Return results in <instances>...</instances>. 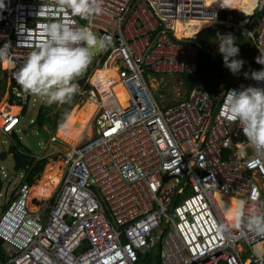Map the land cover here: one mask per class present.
<instances>
[{"label":"built area","instance_id":"1","mask_svg":"<svg viewBox=\"0 0 264 264\" xmlns=\"http://www.w3.org/2000/svg\"><path fill=\"white\" fill-rule=\"evenodd\" d=\"M4 2L0 45L11 43L15 68L43 39L42 26L59 17L52 0ZM255 3L240 13L206 0H103L102 13L91 20L69 17L73 26L96 29L104 51L101 67L86 80L85 98L95 106L89 133L56 148L62 169L48 199L34 203L31 185L21 182L0 209V264H145L150 253H159L160 264H264L253 251L264 248V236L231 227L216 199H243L246 212L264 204V152L241 149L246 138L239 123L220 115L230 89L264 88V81L226 85L218 99L198 82L167 109L157 105L147 81L195 75L197 33L177 37L176 19L206 21L207 28L223 27V35L241 32L264 59V0ZM257 64L254 70L264 68ZM7 89L20 110L39 102L17 83ZM3 110L0 134L14 142L20 112ZM218 223L229 224L220 236Z\"/></svg>","mask_w":264,"mask_h":264},{"label":"clouds","instance_id":"2","mask_svg":"<svg viewBox=\"0 0 264 264\" xmlns=\"http://www.w3.org/2000/svg\"><path fill=\"white\" fill-rule=\"evenodd\" d=\"M102 3L103 0H52L50 6L55 9L53 15L59 18L52 19L42 26L43 39L28 53L22 66L13 73L15 81L23 93L41 98L48 105L53 103L64 104L72 100L73 96L79 92V85L75 81L88 67L92 59V49L97 45V37L87 25L73 26L76 22L69 17L91 20L102 13ZM255 6L257 5L254 0L253 7ZM4 8L5 2L0 0V11H3ZM218 36L220 39L217 43V50L222 57L224 66L232 74L238 73L244 61L237 58L239 47L235 43V38L231 34ZM11 47L9 41L0 45V65L8 67L14 65V60L8 51ZM100 53L101 51H99L94 65L88 67L91 69L87 70V75L83 76V78L85 77L83 94L87 77L95 68L102 65L103 58H101ZM256 62L264 65V59L257 57ZM248 75L246 72L245 76ZM250 76L255 81H264V68L252 71ZM33 106L35 104L28 107ZM28 107L20 110V116L21 112ZM220 115L228 121L239 123L246 138L240 144L241 149L251 147L257 152H264V88L248 86L239 90L230 89L224 94ZM31 124L32 126L36 125L34 121H31ZM69 129H71V133H69ZM56 132L61 136L70 135L76 138L82 135V129L73 124V117L70 112L63 114V118L57 124ZM12 138L14 142L9 141V146L16 147L15 142L20 139L17 132ZM56 141L64 142H61L59 138ZM29 151L32 152L30 149ZM1 169L4 171L2 166H0ZM13 173L24 178L22 171H13ZM22 182H26L25 179ZM258 197L259 192L254 191L250 199L255 202ZM220 207L225 220L229 222L231 227H241L242 225L248 232H253L257 236H264V204H254L252 209L246 212V201L236 199L227 207L221 201ZM229 224H214L213 227L217 236H220ZM253 251L258 259L264 260V248H256Z\"/></svg>","mask_w":264,"mask_h":264},{"label":"rangeland","instance_id":"3","mask_svg":"<svg viewBox=\"0 0 264 264\" xmlns=\"http://www.w3.org/2000/svg\"><path fill=\"white\" fill-rule=\"evenodd\" d=\"M228 2V0H226ZM221 4V0H219ZM203 27V26H201ZM200 27V28H201ZM207 27H203L202 29H205ZM93 33H98L96 29H92ZM199 33V32H198ZM230 34L235 38V43L238 42L241 49H243L242 54H238L239 58L244 61V64L241 68V70L236 73L232 74L228 69L222 71V72H216V75L213 79H211L212 85H215L218 83V87L213 91L214 96L219 98V95L223 88L227 85V83L230 84H242L243 82L249 80V79H243V72H248V78H250V73L253 71L251 70L253 67L257 68L258 64L256 62V54L255 50L253 48V45L251 44L250 40L247 39V37L241 33V32H230ZM219 42V40H218ZM217 42V43H218ZM213 43L210 48V52L213 55H217L218 53V44ZM104 51H102L100 54L102 55ZM237 56V57H238ZM99 61L97 62V64ZM256 63V66H254ZM96 64V66H97ZM14 68H8L7 67H1L0 68V87L3 86V88L0 90V109L3 108L6 112H9L8 106L10 103L16 102L20 105L19 101H12L11 97L9 96V93L7 92L8 85L10 83L9 75L11 71ZM91 68H86L84 72L77 78L75 81L79 85V92L75 94L70 102L64 103V104H58L53 103L51 105H48L45 101H43L41 98H38L39 102L35 104L33 107H28L25 111L21 112L20 116V124L17 127V129H20L17 131V136L20 137L18 142L23 146V148L29 149V141H28V132L35 134L36 132L32 130V124L31 121L38 120L40 116L38 117V111L40 110L45 113L44 115V124L42 126L41 132L43 133L45 137V141L40 140V150L38 152H28L33 159H40V158H47V164H54L57 165L58 170L60 171L61 175V159H60V153L57 152V147L50 144V138L52 136H56L59 138V140L63 143H66L69 145V143H76L77 139L73 136L68 135H58L56 132L57 124L58 122L63 118V114L66 112H70L73 117V124L77 125V122L79 119H84L82 133L83 137L82 140L85 139L86 136H88L89 129L87 127L88 121L90 119V110L94 106L92 103L87 101V99L84 97L83 94V88L84 85L79 84V82L83 79V76L87 73V70H90ZM94 69V67H92ZM3 71L6 72V77H4ZM245 73V72H244ZM182 75H150L147 79L148 86L150 89V92L157 103V105L161 108H165L167 106L174 105L178 101L182 100L186 94V87L184 86ZM41 106H45V108L42 110ZM95 109V107H93ZM20 109L18 112L19 113ZM10 113V112H9ZM15 113V114H16ZM14 114V113H12ZM71 129H69L70 132ZM64 144V145H66ZM9 146V140L0 134V152L7 150ZM17 147V146H16ZM17 150L20 152V150L17 147ZM24 153V152H22ZM13 158L12 155H7V157L0 161V166L4 168V171L7 175V177H3L0 175V209L2 207H5L7 204V201L12 199L15 196L17 186L24 180V178L20 177L18 174L13 173ZM46 164V165H47ZM45 165V166H46ZM43 168V171L40 174V177L35 181V183L31 186L35 187L37 183L42 179L45 167ZM22 178V179H21ZM57 186V185H56ZM55 189V188H54ZM31 190V189H30ZM54 191V190H53ZM31 194V191H30ZM33 198V202H36V198ZM46 199V198H45ZM48 199V197H47ZM33 208V207H31ZM150 261L145 264H154L157 257L154 256L153 253H150Z\"/></svg>","mask_w":264,"mask_h":264},{"label":"trees","instance_id":"4","mask_svg":"<svg viewBox=\"0 0 264 264\" xmlns=\"http://www.w3.org/2000/svg\"><path fill=\"white\" fill-rule=\"evenodd\" d=\"M253 2L254 0H242L241 4L238 6H233L231 4H229L226 0H221V10L223 11H236V12H240V13H245V12H250V10L253 7ZM223 15V14H222ZM208 25H204L203 27H207ZM201 27L199 29V31L203 28ZM198 31V32H199ZM197 32V33H198ZM224 34V29L223 27H208L205 29H202L197 35H196V39H195V46L197 48V64H196V72L195 75L191 76V75H187V74H182V80L184 83V86L186 87V94L184 96V98L180 101H178L177 103H180L182 101H184L189 92L191 91V89L195 86L196 83L201 82L204 83L206 90L208 93H210L211 95L213 94V91L218 87V83L215 85H212L211 83V79H213L216 75V72H222L224 70H226L227 68L224 66L222 57L220 54L217 55H213L210 52V48L211 45L213 43H217L218 40L220 39L218 35H223ZM238 42H236L237 44ZM239 47V54L243 53V49H241V47L239 46V44H237ZM239 58V56L237 57ZM3 66V65H2ZM22 65H17L10 73L9 75V79L10 82L12 84L16 83L15 78H14V71L19 68ZM256 66V63L255 65ZM6 66H4L5 68ZM12 67V66H11ZM10 67V68H11ZM255 67H253L251 70H254ZM246 73V71H244ZM243 74V79H249L248 76H245V73ZM248 73V72H247ZM4 77H6V72L3 71ZM87 75V74H86ZM79 84L81 85H85V77L79 82ZM230 83H227V85H229ZM87 85V84H86ZM3 88V86L0 87V90ZM175 103V104H177ZM10 110L13 113H16L19 111L20 109V105L16 102L10 103L9 106ZM169 106L165 107L164 109H167ZM42 110L45 108V106H41ZM41 110V109H40ZM40 110L38 111V117L40 116V118L38 120H35L34 123L37 124L39 126V130H42V126L45 123L44 120V115H46L45 113H43L41 111V115H40ZM15 145L22 150V152H20L19 150H15L12 158H13V170L15 172H19L22 171L24 173V179L25 181L30 184L33 185L35 183V181L40 177L41 172L43 171L44 166L47 164V158H40V159H33V157H31L29 155L28 152L29 149L27 148H23L22 145L18 142H15ZM70 146H72V144H69ZM1 176L5 177L3 174H0ZM1 180V178H0ZM1 183V182H0ZM1 247V244H0ZM157 257V259L155 260L157 262V264H159V260H160V255L159 253L155 256ZM144 258V262L146 263V261H150V254H146L143 255Z\"/></svg>","mask_w":264,"mask_h":264},{"label":"bare ground","instance_id":"5","mask_svg":"<svg viewBox=\"0 0 264 264\" xmlns=\"http://www.w3.org/2000/svg\"><path fill=\"white\" fill-rule=\"evenodd\" d=\"M219 1V0H218ZM230 3H237L238 0H228ZM206 4L208 6H214L217 9H220L218 6V3L216 0H206ZM238 4V3H237ZM204 25H209V23H207L206 21L200 20V19H176L175 23H174V34L181 38V37H191L192 35H194L195 33H197L200 29L201 26ZM116 91L118 93V95H120V101H124L125 97L123 96L122 91L120 90L119 87L116 88ZM95 107V106H93ZM91 108L89 115L91 116L94 108ZM13 113V112H12ZM84 120V119H83ZM82 119H79V121L77 122V127L82 128L83 124L85 122H83ZM71 133V130L70 132ZM70 136V135H68ZM81 137V136H80ZM79 137V138H80ZM79 138L77 139V141L79 140ZM76 141V142H77ZM75 145L76 143H69ZM46 168L44 169V175L42 177V179L37 183V185L33 188H31V194H30V198L31 197H35L36 199H45L47 197H49L51 195V193L53 192L54 188L56 187V185L59 183L60 180V171L58 170V166L54 165V164H47L45 166ZM217 201H219V207H220V203L221 201L223 202L224 206L227 207L230 203H234V199L230 198V197H218L216 196ZM220 210L222 211L221 207ZM223 213V211H222Z\"/></svg>","mask_w":264,"mask_h":264},{"label":"water","instance_id":"6","mask_svg":"<svg viewBox=\"0 0 264 264\" xmlns=\"http://www.w3.org/2000/svg\"><path fill=\"white\" fill-rule=\"evenodd\" d=\"M96 37H97V35H96ZM100 45H101V42L97 37V45L92 49V59L88 65V67H91L94 65V63L97 59V55L101 49ZM34 128L36 129L35 130L37 132L36 134H32V133L28 132L29 149L32 152H38L40 150L39 140L41 139V140L45 141V137H44L43 133L39 130V126L37 124L34 125ZM51 143H52V145H54L55 147L60 148V149H67L68 148V146L64 145L63 143L57 142V141H52ZM15 150H16V147L13 145H10L7 150L0 152V160H4L7 155H12V153H14ZM221 264H225V263H221Z\"/></svg>","mask_w":264,"mask_h":264},{"label":"crops","instance_id":"7","mask_svg":"<svg viewBox=\"0 0 264 264\" xmlns=\"http://www.w3.org/2000/svg\"><path fill=\"white\" fill-rule=\"evenodd\" d=\"M216 1H217V3H218L219 8H221V4H220V2H219L218 0H216ZM241 2H242V0H238V1H237L238 4H237V3H234V4H233V3H230V2L228 1V3L231 4V5H233V6H238V5L241 4ZM95 35H96V34H95ZM1 67H4V66L0 65V68H1ZM6 67H7V66H6ZM8 68H10V67H8ZM4 107H5V106H4ZM4 107L1 108V110H3ZM8 109H9L8 111H9L10 113H12V111L10 110L9 107H8ZM32 130H33V131L36 130V129L34 128V126H32ZM82 134H83V133H82ZM20 150H21V149H20ZM6 157H7V156H6Z\"/></svg>","mask_w":264,"mask_h":264}]
</instances>
